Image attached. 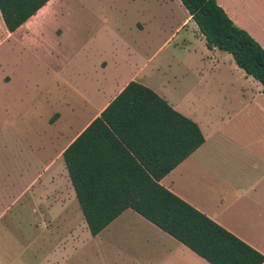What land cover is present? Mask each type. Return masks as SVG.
<instances>
[{"label": "crops", "instance_id": "0c3cea01", "mask_svg": "<svg viewBox=\"0 0 264 264\" xmlns=\"http://www.w3.org/2000/svg\"><path fill=\"white\" fill-rule=\"evenodd\" d=\"M62 2L51 0L13 33L8 31L0 10V54L6 45L26 49L27 37L32 53L47 46L50 25L58 23L59 17L54 16L60 14ZM217 2L264 49V0ZM41 12L43 16H39ZM139 23V30L145 31V24ZM165 45L174 49L171 64L157 65L150 71L154 56L131 67L128 64L134 52L130 51L124 64L116 55L102 58L90 80L80 72L72 82L58 72L60 81L36 87L31 103L38 108L34 107L30 119L42 120L43 128L31 126L27 150L30 167L26 171L30 176L18 190L8 188L0 193V264H67L82 253L88 254V249L89 255L101 264H210L132 209L125 210L97 236L91 234L84 219L64 152L133 81L151 89L176 112L197 124L205 139L160 184L264 255L263 86L223 51L209 49L189 12L165 39ZM180 53L185 56L181 58L192 63L191 70L197 75L183 84L185 97H172L169 83H160L155 76L175 64L174 78L179 77V58L177 64L174 60ZM3 73L0 81L10 84L13 80L5 81ZM212 78L216 82L213 86ZM200 86L207 93L195 99L190 90ZM214 87L220 90L221 98L210 97ZM195 102L201 105L200 110L193 109ZM42 105L46 115L41 112ZM112 134L92 136L93 156L128 155L145 169L127 147L125 141L130 139ZM159 159L158 156V162ZM24 215L30 220L23 228L26 234L20 237L14 230L23 226L20 218ZM25 237L30 257L21 259L15 254L23 247L21 239Z\"/></svg>", "mask_w": 264, "mask_h": 264}, {"label": "trees", "instance_id": "16d2710c", "mask_svg": "<svg viewBox=\"0 0 264 264\" xmlns=\"http://www.w3.org/2000/svg\"><path fill=\"white\" fill-rule=\"evenodd\" d=\"M50 1L0 0L8 31L18 30ZM180 1L204 35L207 47L232 55L236 65L263 86L264 93L263 47L230 19L217 0ZM112 131L130 139L125 143L145 169L128 155L93 156L92 136H113ZM204 142L197 124L151 89L131 82L64 152L91 234L97 236L125 210L132 209L210 264H264L263 254L160 184Z\"/></svg>", "mask_w": 264, "mask_h": 264}, {"label": "rangeland", "instance_id": "374dc122", "mask_svg": "<svg viewBox=\"0 0 264 264\" xmlns=\"http://www.w3.org/2000/svg\"><path fill=\"white\" fill-rule=\"evenodd\" d=\"M61 8L60 14L54 16L59 17L58 25H50L47 46L32 53L28 49L30 37H27L26 49L6 45L1 50L0 73L4 71L5 81H13L10 84L0 81V193L8 188L18 190L25 178L30 176L26 171L27 166L30 167V153L27 150H30L31 126L43 128L42 120L30 119L35 113L34 107L38 108V105L31 103L32 93L37 86H50L60 81L56 75L58 72L72 82L77 80L80 72L87 74L90 80L102 58L109 59L116 55L124 64L130 51L134 52L128 64L131 67L144 64L152 56L148 71L157 65L171 64L174 49L165 45V39L188 15L179 0H63ZM43 15L41 12L39 16ZM139 22L145 24V31L139 30L137 24L142 27ZM28 26L30 28V24ZM221 53L233 61L231 55ZM181 57L185 56L177 54L174 60L177 64L179 58V77L174 78L175 64L163 70L162 75L155 76L160 83H169L168 91L172 97H178V94L185 97L183 84L194 78V74L197 75L195 70H191L192 63L188 64ZM210 82L212 86L216 84L213 78ZM190 92L195 99H202L207 93L203 92L201 86ZM210 97L221 98L220 90L214 87ZM201 108L197 102L193 105L195 110ZM41 112L47 113L43 105ZM20 220L23 226L14 232L22 237L26 234L23 228L30 217L24 215ZM21 242L23 247L17 250L15 256L21 259L30 257L26 237ZM85 251L88 254L82 253L67 264H101L89 255V249Z\"/></svg>", "mask_w": 264, "mask_h": 264}]
</instances>
